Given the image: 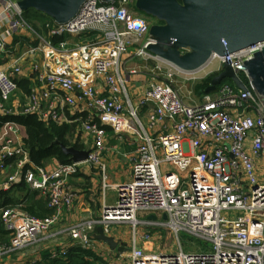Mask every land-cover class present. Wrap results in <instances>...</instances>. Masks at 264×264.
Here are the masks:
<instances>
[{"label": "built area", "instance_id": "obj_1", "mask_svg": "<svg viewBox=\"0 0 264 264\" xmlns=\"http://www.w3.org/2000/svg\"><path fill=\"white\" fill-rule=\"evenodd\" d=\"M136 2L83 0L67 23H48L45 36L34 31L17 1L0 0V116L37 115L46 124L80 123L92 140L83 164L101 172L103 190L110 187L103 161L104 128L133 137L136 155L130 180L117 187L116 201L104 205L98 219L70 229L74 246L95 252L98 227L113 237L112 226L127 224L133 227L132 246L114 256L100 252L108 264H264V98L242 69L264 49V42L216 59L221 66L231 64L245 90L223 83L216 93L188 104L173 86V75L162 69L170 64L149 51L155 43L150 36L153 25L137 12ZM22 31L32 33L38 43L25 46L10 63L8 39ZM56 37L69 39L55 46ZM76 37L88 39L71 40ZM133 60L142 68L132 66ZM22 78L31 81L32 93L24 105L9 108ZM139 82L145 90L134 98L131 86ZM71 109L80 115L75 121L68 117ZM21 129L15 123L0 129V175L15 168L0 191L24 180L48 200L53 215L37 219L21 207L0 209L11 239L9 245L0 244V264L37 246L65 212L72 213L77 194L69 181L83 165L34 167ZM140 213L157 219L140 221ZM141 227L147 231L138 235ZM160 228L177 237L175 252L158 253L146 246L152 231ZM181 233L209 246L187 253ZM68 251L54 252L51 259L65 258Z\"/></svg>", "mask_w": 264, "mask_h": 264}, {"label": "water", "instance_id": "obj_2", "mask_svg": "<svg viewBox=\"0 0 264 264\" xmlns=\"http://www.w3.org/2000/svg\"><path fill=\"white\" fill-rule=\"evenodd\" d=\"M83 0H21L23 11L33 9L47 15L57 24H65L77 13ZM110 2L111 0H106ZM136 9L156 19L150 36L155 42L149 51L161 61L193 74L201 70L212 55L226 57L257 43L264 42V0H137ZM242 69L248 74L257 93L264 98V49L244 62ZM211 81L207 93L216 92L224 82L237 89L246 86L229 62L224 63ZM71 161L83 164L89 150H77L58 143ZM150 220H156L152 215ZM168 219L167 215L163 217ZM96 240L108 245L111 251L127 253L114 237L97 228Z\"/></svg>", "mask_w": 264, "mask_h": 264}, {"label": "crops", "instance_id": "obj_3", "mask_svg": "<svg viewBox=\"0 0 264 264\" xmlns=\"http://www.w3.org/2000/svg\"><path fill=\"white\" fill-rule=\"evenodd\" d=\"M37 15L39 16V18H42L47 22H49L50 20V18L45 17L43 14L37 13ZM34 31L36 30L34 29ZM83 38L87 37H76L71 40L76 42H83L85 40ZM78 39H80V41H78ZM37 43L38 42L36 37L28 31H22L17 36L9 37L8 55L10 56V63L14 61V58L17 57V55L21 52L20 50L25 46L27 47L31 44L36 45ZM25 65V74H28L31 61L29 60V62L25 63ZM132 66L138 67L139 65L135 62L132 64ZM144 90L145 85H142V83L140 82L131 86V94L134 98L140 97L141 94H143ZM201 100L202 98L197 99L198 102ZM14 103H18V99L12 100L9 104V107L12 108ZM69 115L70 117H76L78 115L77 110L71 109L68 113V116ZM107 128H109L110 130L106 131L107 141L106 149L103 153V161L105 162L107 167V181L110 187L106 190H103L101 172L94 167L83 164L80 173L69 181V186L77 194L72 213L69 214L65 212L60 223L55 225L50 233L47 234L37 246L31 248L37 249V251L28 250V253L30 252L29 254L23 253L22 255L19 254L20 256L15 255V257H13V261L10 260L8 263L27 264L31 263L32 261H37V263L44 262L45 259L49 258L54 252H60L64 248H69L70 250L72 247H74L73 239L71 238L69 232L70 229L82 224L84 221L90 219H98L100 217L102 207L104 205L113 204L116 201L117 187L128 182L131 178L133 158L136 155V146L134 145V140L131 135L122 134L120 136H117L115 135L111 127ZM21 132L25 138L24 128L21 129ZM89 137L90 136L83 139V144H87V141L91 139ZM91 148L92 143L91 147L87 148L86 150H90ZM58 164L60 163L54 160L46 165L45 168H47L48 170H54ZM14 171L15 168L13 167L8 172L0 175V177L7 176L10 174V172L13 173ZM128 227L131 228L130 225H128ZM97 233L98 232L96 231L93 236L95 237ZM156 233L157 232H155V234ZM156 235L160 234L157 233ZM113 237L120 243L121 246L128 247L124 242L120 241L121 235L119 232H113ZM95 244L97 246V251H95L97 255H99L100 252H105L104 254H107L108 256L115 255V253L110 250L107 244L99 242L98 240H96V238ZM146 246L153 250L158 248V246L155 243L153 244L152 242L151 244ZM41 250H43V252ZM101 257L104 259L103 256Z\"/></svg>", "mask_w": 264, "mask_h": 264}, {"label": "trees", "instance_id": "obj_4", "mask_svg": "<svg viewBox=\"0 0 264 264\" xmlns=\"http://www.w3.org/2000/svg\"><path fill=\"white\" fill-rule=\"evenodd\" d=\"M21 1V0H19ZM35 11V10H34ZM29 11H25L24 16L29 23L30 18L41 23V29L37 30L39 34L47 35L48 28L47 24H53V20L50 19L49 22L39 18L37 14H30ZM37 12V11H35ZM38 13V12H37ZM30 24V23H29ZM52 27V26H51ZM68 37H56L52 39V42L57 46L60 42L68 40ZM88 39V38H83ZM80 41V39H78ZM217 74H211L204 78L200 82L193 86V92L197 98H203L207 94L216 93L220 87L217 88L216 92L207 93V89L210 85L211 80ZM246 83V78L241 76ZM19 91H21L25 96H30L33 90V84L29 79L22 78L18 81ZM233 86L229 81L224 82ZM80 115L76 117H70L71 121H75ZM83 117H86L82 115ZM6 123H15L24 128L25 130V148L29 153L30 162L34 167L45 168L46 165L52 161H57L61 164L72 163L71 157L63 153L60 145L61 143L67 147H74L77 150H86L84 144L78 141L73 142V137L75 129L81 127L80 123H65L58 125L55 123L46 124L39 119L37 115H14L5 114L0 116V129ZM106 131L110 129L105 127ZM21 195L17 196L16 194ZM16 207H21L29 216L37 219H45L53 215V210L48 207V200L42 196L39 191L32 190L29 185L22 180L19 184L14 185L8 191H0V209H12ZM10 233L6 230L3 220L0 215V244L9 245L10 244ZM37 264H108L101 256L97 255L92 250H86L82 247L76 245L72 247L65 258L51 259L46 258L44 262H39Z\"/></svg>", "mask_w": 264, "mask_h": 264}, {"label": "rangeland", "instance_id": "obj_5", "mask_svg": "<svg viewBox=\"0 0 264 264\" xmlns=\"http://www.w3.org/2000/svg\"><path fill=\"white\" fill-rule=\"evenodd\" d=\"M13 1H17L19 2V0H13ZM137 10V9H136ZM137 12L140 14V16H142L144 18L143 12L138 11ZM30 14H37V12H35L33 9H30L29 12ZM142 13V14H141ZM46 16V15H44ZM33 18L28 19L30 26L35 29L36 31L41 29V23L36 21V20H32ZM147 21H149L150 23L152 22L153 25H155L157 23L156 19H152L151 21L147 19ZM38 32V31H37ZM138 64L139 66H141L142 64L137 61V60H133L132 63ZM153 63V65H152ZM155 62H151L149 63V67L152 68L154 66ZM26 65H24L25 68ZM142 68V67H139ZM164 71H169L173 76H172V81H173V86L175 87V89L178 91V93L180 94V96L183 98V101H185L188 104H193L194 102H198L195 93L193 92V86L200 82L201 80H203L204 78L208 77L211 74H217V71H219L221 69V64L219 63V60H213L209 66H207L205 69H203L201 72H199L196 75H186V74H181L179 73V69L174 68L172 65H167L164 66L162 68ZM25 73V71H24ZM18 99V103L21 105L25 104V97L23 95V93L21 91L18 92V94L16 95V97L13 100H17ZM10 108V107H9ZM85 137H88L87 134H85L82 131V127H78L77 129H75V133H74V137H73V142L78 141L79 143L83 144V139ZM91 138V137H89ZM92 140L90 139L89 141H87V144H84L86 148L91 147V142ZM12 173L10 172L9 175H11ZM1 176L0 177V184L3 183L6 178H8V176ZM17 196L21 195L20 193L16 194ZM138 220H149V215L145 214V213H140L138 214L137 217ZM131 227V226H130ZM145 227H142L141 229L139 228L137 230L138 235H142L145 231H147V229H143ZM112 233L113 232H119L121 235V242H124L126 244V246L131 247L132 246V239L134 237L133 234V227L129 228L127 224L124 225H114L111 227ZM145 230V231H144ZM155 232L159 233L160 235H156ZM50 233V232H49ZM48 233V234H49ZM153 234V238H152V243L156 244L158 246V248H156L154 251L156 252H175L176 251V245H177V237L173 235L172 232H170L169 230H166L164 228H160L158 230L152 231ZM179 239L181 241V243L184 246V251L187 253H191V252H199L198 248H205L207 246H209L208 243L196 239L188 234L185 233H181L179 235ZM156 246V247H157ZM31 251H37V249H29ZM43 252V250H41ZM30 253V252H29ZM28 250L25 251L24 254H29Z\"/></svg>", "mask_w": 264, "mask_h": 264}, {"label": "flooded vegetation", "instance_id": "obj_6", "mask_svg": "<svg viewBox=\"0 0 264 264\" xmlns=\"http://www.w3.org/2000/svg\"><path fill=\"white\" fill-rule=\"evenodd\" d=\"M178 1L181 2V0H178ZM38 13H39V14H43V13H40V12H38ZM141 14H142V13H141ZM43 15H45V14H43ZM143 15H144V18H146V19H148V20H150V21L153 19L152 17H149L148 15H146V14H144V13H143ZM45 17L49 18L47 15H46ZM151 24L153 25L152 22H151ZM159 24H161V23H160L159 21H157V23H156L155 25H159ZM217 75H218V74H217ZM217 75H216V76H217ZM214 78H215V77H214ZM212 80H213V79H212ZM212 80H211V81H212ZM211 85H212V83L210 82L209 87H210ZM209 87H208V88H209Z\"/></svg>", "mask_w": 264, "mask_h": 264}, {"label": "bare ground", "instance_id": "obj_7", "mask_svg": "<svg viewBox=\"0 0 264 264\" xmlns=\"http://www.w3.org/2000/svg\"><path fill=\"white\" fill-rule=\"evenodd\" d=\"M217 57H219V56H217V55H212V58L210 59V61L203 67V68H205V67H207L213 60H216L217 59ZM173 66V65H172ZM174 68H177V67H175V66H173ZM202 68V69H203ZM201 69V70H202Z\"/></svg>", "mask_w": 264, "mask_h": 264}]
</instances>
